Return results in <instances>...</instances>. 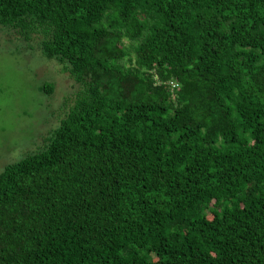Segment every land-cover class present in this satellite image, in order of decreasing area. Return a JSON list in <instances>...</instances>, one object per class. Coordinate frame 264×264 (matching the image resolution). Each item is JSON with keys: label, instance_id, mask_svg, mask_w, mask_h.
I'll list each match as a JSON object with an SVG mask.
<instances>
[{"label": "trees", "instance_id": "1", "mask_svg": "<svg viewBox=\"0 0 264 264\" xmlns=\"http://www.w3.org/2000/svg\"><path fill=\"white\" fill-rule=\"evenodd\" d=\"M0 26L81 87L0 172V264H264V0H0Z\"/></svg>", "mask_w": 264, "mask_h": 264}, {"label": "rangeland", "instance_id": "2", "mask_svg": "<svg viewBox=\"0 0 264 264\" xmlns=\"http://www.w3.org/2000/svg\"><path fill=\"white\" fill-rule=\"evenodd\" d=\"M27 37L0 26V172L39 149L81 90L62 65L41 56L40 36ZM46 84L50 95L42 90Z\"/></svg>", "mask_w": 264, "mask_h": 264}, {"label": "built area", "instance_id": "3", "mask_svg": "<svg viewBox=\"0 0 264 264\" xmlns=\"http://www.w3.org/2000/svg\"><path fill=\"white\" fill-rule=\"evenodd\" d=\"M169 85H170V87H171V90L177 88V84H175V83H173V82H169Z\"/></svg>", "mask_w": 264, "mask_h": 264}]
</instances>
